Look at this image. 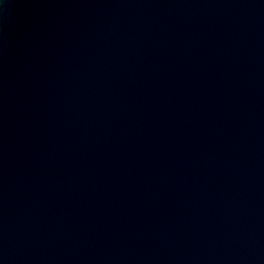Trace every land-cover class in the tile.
<instances>
[{"label": "water", "instance_id": "95a60500", "mask_svg": "<svg viewBox=\"0 0 264 264\" xmlns=\"http://www.w3.org/2000/svg\"><path fill=\"white\" fill-rule=\"evenodd\" d=\"M0 264H264V0H0Z\"/></svg>", "mask_w": 264, "mask_h": 264}]
</instances>
